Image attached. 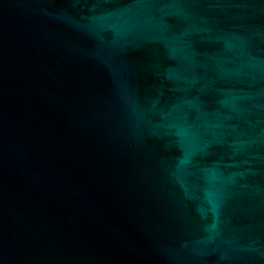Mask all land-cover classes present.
<instances>
[{"label": "water", "instance_id": "water-1", "mask_svg": "<svg viewBox=\"0 0 264 264\" xmlns=\"http://www.w3.org/2000/svg\"><path fill=\"white\" fill-rule=\"evenodd\" d=\"M0 264H264V0H0Z\"/></svg>", "mask_w": 264, "mask_h": 264}]
</instances>
